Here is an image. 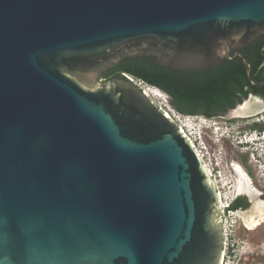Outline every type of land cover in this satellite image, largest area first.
I'll list each match as a JSON object with an SVG mask.
<instances>
[{
    "label": "water",
    "instance_id": "water-1",
    "mask_svg": "<svg viewBox=\"0 0 264 264\" xmlns=\"http://www.w3.org/2000/svg\"><path fill=\"white\" fill-rule=\"evenodd\" d=\"M262 34L264 0H0V264H220L213 177L101 76L134 55L210 69Z\"/></svg>",
    "mask_w": 264,
    "mask_h": 264
},
{
    "label": "trees",
    "instance_id": "trees-1",
    "mask_svg": "<svg viewBox=\"0 0 264 264\" xmlns=\"http://www.w3.org/2000/svg\"><path fill=\"white\" fill-rule=\"evenodd\" d=\"M229 57L216 67L187 73L157 65L153 56H127L101 78L127 80L125 75H130L165 94L168 104L180 116L225 120L228 113L251 96L264 103V34L231 51ZM243 60L251 68L250 79ZM251 128L264 131V125L256 123ZM239 207L236 199L226 211L236 212Z\"/></svg>",
    "mask_w": 264,
    "mask_h": 264
},
{
    "label": "rangeland",
    "instance_id": "rangeland-1",
    "mask_svg": "<svg viewBox=\"0 0 264 264\" xmlns=\"http://www.w3.org/2000/svg\"><path fill=\"white\" fill-rule=\"evenodd\" d=\"M241 107L249 115L241 116L237 113L240 107L228 113L225 120L180 115L177 117L175 114L181 121L178 124L183 123V129L194 139L196 147L203 154L204 163L212 170L222 203H229L235 183L236 172L230 171L226 163L228 154L236 162L241 157L245 158V167L255 178L252 186L258 192L264 191V141L258 137L263 132L251 128L254 123L264 125V103L248 100ZM212 128L217 140H212ZM222 142H225L224 145H221ZM251 210L252 208L236 212L220 210L224 217V246L220 264H264V206L261 208L263 214L260 212V225L253 230H247L242 215Z\"/></svg>",
    "mask_w": 264,
    "mask_h": 264
},
{
    "label": "flooded vegetation",
    "instance_id": "flooded-vegetation-1",
    "mask_svg": "<svg viewBox=\"0 0 264 264\" xmlns=\"http://www.w3.org/2000/svg\"><path fill=\"white\" fill-rule=\"evenodd\" d=\"M224 143L225 142H222L221 145H224ZM227 159L228 160H227L226 163H227L228 167L230 168V171L235 173V169L238 168L243 174V180L249 181V187H250V190H251L250 194L246 193V191L239 190V184H240L239 180L240 179H239V176L237 175V173H235L234 174L235 175V177H234V179H235L234 189L232 191V195H231V198H230V201H229V206L236 199H239V201H240V207L238 208L237 211H247L248 209L253 208L254 205H255V204L253 205V203H256L257 199H258V202H260V203L263 202L262 204L264 206V191L258 192L252 186V184H253L252 182L255 181V178L253 176H251V173H250L251 171H249V169H247V167H245V163H246V162L244 163V159L245 158L241 157L236 162V160H234V158L231 155L228 154V158ZM216 166H217V164H216ZM244 174H245V176H244ZM214 180L212 179L213 184L215 186V190H216V192L218 194V200H219V198H221L220 195H219L220 192H219V189L217 187V183L216 182L214 183ZM251 195H254V196H251ZM221 261H222V258H221Z\"/></svg>",
    "mask_w": 264,
    "mask_h": 264
},
{
    "label": "bare ground",
    "instance_id": "bare-ground-1",
    "mask_svg": "<svg viewBox=\"0 0 264 264\" xmlns=\"http://www.w3.org/2000/svg\"><path fill=\"white\" fill-rule=\"evenodd\" d=\"M148 97H150V98H154V99H156V100H158L159 102H160V104L161 105H163V107H167L168 108V106H167V102H166V100H167V97H166V95H164V94H162V93H160L159 91H157V90H155V89H151V88H147L146 90H145V92H144ZM241 109H243L244 110V108L243 107H240ZM246 110V109H245ZM175 114L176 113H174V116H173V119H175V121H176V123H180L181 124V121L180 120H178L177 119V117H178V115H177V117L175 116ZM181 126V128L183 129V127H184V125H183V123H182V125H180ZM186 133V132H185ZM190 133V132H189ZM195 134H197V133H195ZM192 135V134H191ZM187 136L189 137V140L191 141V143H192V145L194 146V147H196V145H195V141H194V139H192L191 137H190V135L187 133ZM264 140V139H263ZM249 142V141H248ZM248 144V143H247ZM203 163H204V161H203ZM204 167L205 168H209L205 163H204ZM235 172L237 173V175L239 176V190H243V191H246V193H249L250 194V187H249V181H247V180H243V174H242V172L238 169V168H236L235 169ZM244 176H245V174H244ZM246 179V178H245ZM215 181V180H214ZM219 189V188H218ZM242 192V191H241ZM219 195H220V197H221V199H222V196H221V194L219 193ZM251 196H254V195H251ZM254 199V198H253ZM256 199V198H255ZM255 201V200H254ZM256 202V201H255ZM263 203V202H262ZM262 203H260V202H256V203H253V205H254V207L252 208V210L250 211V212H248V214L246 213V214H243L242 215V219H243V224H244V226H245V228H247V230H253L254 228H256V227H258L259 225H260V222H261V216H260V212L262 213V211H261V208L263 207V204ZM263 214V213H262Z\"/></svg>",
    "mask_w": 264,
    "mask_h": 264
},
{
    "label": "built area",
    "instance_id": "built-area-1",
    "mask_svg": "<svg viewBox=\"0 0 264 264\" xmlns=\"http://www.w3.org/2000/svg\"><path fill=\"white\" fill-rule=\"evenodd\" d=\"M263 65H264V63H263ZM125 77L130 81H133L143 92H145V90L147 89V88H151V89H155V90H157V91H159L158 89H156V88H154V87H152V86H149V85H147L146 83H144L143 81H141V80H139V79H136V78H134V77H132V76H130V75H125ZM160 93H161V91H159ZM163 94V93H162ZM165 95V94H164ZM148 97V96H147ZM167 97V96H166ZM157 107H159L161 110H162V112H164L165 114H166V116L177 126V128L181 131V133L189 140V137L187 136V133H185L186 131L184 130V129H182L181 128V126L178 124V123H176V121H175V119H173V116H174V113H176L175 112V110L174 109H172V107L168 104V100H166V104H167V106H168V108L167 107H163V105H161L160 104V102L158 101V100H156V99H154V98H150V97H148ZM177 114V113H176ZM178 115V114H177ZM179 116V115H178ZM189 142L191 143V141L189 140ZM191 145H192V143H191ZM196 145V144H195ZM192 147L194 148V150H195V152L197 153V155H198V157H199V159H200V161H201V163L202 164H204L203 163V154H202V152H201V150L200 149H198L197 147H194L193 145H192ZM206 169V171L208 172V174L209 175H211L212 177H213V175H212V170L210 169V168H205ZM213 180H214V177H213ZM215 183V182H214ZM221 201V198H219V202ZM228 207H229V203H222V202H220V210L221 211H223V212H229V211H226L227 209H228Z\"/></svg>",
    "mask_w": 264,
    "mask_h": 264
},
{
    "label": "clouds",
    "instance_id": "clouds-1",
    "mask_svg": "<svg viewBox=\"0 0 264 264\" xmlns=\"http://www.w3.org/2000/svg\"><path fill=\"white\" fill-rule=\"evenodd\" d=\"M199 117H200V116H199ZM209 129H210V128H209ZM211 131H212V135H213L212 140H217V139H216V136H215V130L212 128ZM209 137H210V139H211V136H209ZM258 137H261L260 139L263 140V139H264V131H263L262 134L260 133V135H259ZM254 141H255V140H254ZM263 141H264V140H263Z\"/></svg>",
    "mask_w": 264,
    "mask_h": 264
}]
</instances>
